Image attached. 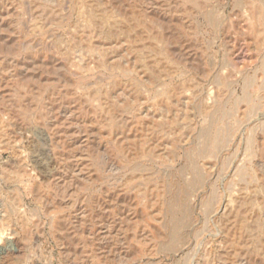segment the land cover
Returning <instances> with one entry per match:
<instances>
[{
  "label": "rangeland",
  "instance_id": "1",
  "mask_svg": "<svg viewBox=\"0 0 264 264\" xmlns=\"http://www.w3.org/2000/svg\"><path fill=\"white\" fill-rule=\"evenodd\" d=\"M0 264H264V0H0Z\"/></svg>",
  "mask_w": 264,
  "mask_h": 264
},
{
  "label": "bare ground",
  "instance_id": "2",
  "mask_svg": "<svg viewBox=\"0 0 264 264\" xmlns=\"http://www.w3.org/2000/svg\"><path fill=\"white\" fill-rule=\"evenodd\" d=\"M210 204V203H209ZM207 212V211H206Z\"/></svg>",
  "mask_w": 264,
  "mask_h": 264
}]
</instances>
